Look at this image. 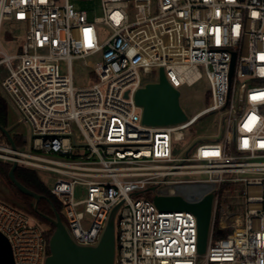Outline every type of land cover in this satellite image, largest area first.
Segmentation results:
<instances>
[{
    "label": "built area",
    "instance_id": "obj_1",
    "mask_svg": "<svg viewBox=\"0 0 264 264\" xmlns=\"http://www.w3.org/2000/svg\"><path fill=\"white\" fill-rule=\"evenodd\" d=\"M102 4L103 15L91 20L72 0H0V27L4 19L27 26L17 53L0 50V64L9 68L2 85L33 136L30 151L4 137L0 157L60 175L50 191L78 244L96 245L122 202L114 264H264V0ZM100 23L111 28L102 41ZM96 53L94 83L77 87L71 59ZM160 67L178 89L206 75L210 104L180 123H144L135 94L158 80L149 75L159 76ZM215 112L220 130L190 147L188 129ZM78 183L86 187L82 199ZM208 193L209 242L201 254L196 213L160 209L154 198L195 203ZM0 231L15 264H45L46 228L2 198Z\"/></svg>",
    "mask_w": 264,
    "mask_h": 264
},
{
    "label": "water",
    "instance_id": "obj_2",
    "mask_svg": "<svg viewBox=\"0 0 264 264\" xmlns=\"http://www.w3.org/2000/svg\"><path fill=\"white\" fill-rule=\"evenodd\" d=\"M181 91L168 80L164 67L159 68L156 81H149L138 88L135 94L137 104L143 107V122L150 125H168L186 121L188 114L181 104ZM0 130L5 134L14 149L17 148L14 136L4 125ZM18 163L12 162L9 171L11 181L23 193L35 198L34 207L43 194L21 183L15 175ZM213 193H208L198 202L190 203L181 196H155L154 201L160 209H191L198 217V252L205 253L209 242V231L213 206ZM122 202L110 212L105 229L96 245H81L75 242L67 223L59 211L55 216L44 214L55 225L49 239L50 253L45 264H114L116 255V214ZM0 264H15L13 249L9 239L0 231Z\"/></svg>",
    "mask_w": 264,
    "mask_h": 264
},
{
    "label": "rangeland",
    "instance_id": "obj_3",
    "mask_svg": "<svg viewBox=\"0 0 264 264\" xmlns=\"http://www.w3.org/2000/svg\"><path fill=\"white\" fill-rule=\"evenodd\" d=\"M77 9H85L88 12L89 18L93 20L97 16H101L104 13L102 0H72ZM100 39L104 40L109 33L111 28L105 23H100L97 25ZM27 26L23 21H17L14 19H4L0 27V50H5L9 54L17 53L20 46L24 41L26 35ZM101 61V54L96 53L89 55L84 58H73L71 59L72 75L74 84L77 87L88 86L95 81V67ZM18 59L13 60V65L16 67L18 64ZM61 72H68V60L62 59L60 61ZM9 74L8 66L3 63L0 64V98H2L6 105V122L7 128L11 131L15 140L19 145H23L25 150L30 151L32 147V129L31 125L22 120V113L20 112L18 106L15 104L14 100L6 92L2 85L3 79ZM157 72H153L149 75V78L157 79ZM181 91V104L184 110L189 116L196 114L197 112L206 108L211 102V90L210 83L206 77L203 75L200 79L192 84H183L180 86ZM222 117L219 113H209L201 117L196 123H194L187 133V138L190 141V147L197 143L201 139H210L219 130L221 126ZM73 130L78 138V140H83L80 130L73 124ZM26 138L24 141L23 138ZM6 138V137H5ZM0 141H4L2 136V131L0 130ZM50 156L57 157L54 154ZM0 160L13 162L5 158ZM36 170V169H35ZM42 181L49 187V189L54 185L55 179L60 175L51 171L37 170ZM76 198L82 199L86 195V187L82 184L75 185ZM0 198L6 200L14 206H17L23 210L22 199L17 193L16 189L10 184L8 179L0 173ZM62 213L65 215V211L62 208ZM32 215V214H31ZM35 217V216H34ZM36 218V217H35ZM37 219V218H36ZM89 216L85 223H88ZM44 228L48 229L50 226L46 223L41 222L37 219ZM234 222L238 219H234ZM85 224V225H86ZM229 228L227 232L231 231ZM222 237L221 235H216V239Z\"/></svg>",
    "mask_w": 264,
    "mask_h": 264
},
{
    "label": "trees",
    "instance_id": "obj_4",
    "mask_svg": "<svg viewBox=\"0 0 264 264\" xmlns=\"http://www.w3.org/2000/svg\"><path fill=\"white\" fill-rule=\"evenodd\" d=\"M0 124L7 126L6 122V105L2 98H0ZM2 136L6 137L2 132ZM12 167V163L8 161L0 160V173L3 174L10 184L16 189L17 193L22 199V205L28 213L35 216L41 222L46 223L50 228L46 229V237L49 241L50 236L52 235L55 225L50 222L48 218L44 216L47 214L49 216H55V210L59 211L62 216V219L67 222L65 215L62 213V204L61 201L50 191L49 187L42 181L37 170L25 166L18 165L15 169L16 178L26 185L27 187L37 191L40 194H43V197L38 202V210L35 209V198L33 196L27 195L19 190V188L11 181L9 176V171ZM228 229L224 231H217L216 235L225 236Z\"/></svg>",
    "mask_w": 264,
    "mask_h": 264
},
{
    "label": "crops",
    "instance_id": "obj_5",
    "mask_svg": "<svg viewBox=\"0 0 264 264\" xmlns=\"http://www.w3.org/2000/svg\"><path fill=\"white\" fill-rule=\"evenodd\" d=\"M19 50V49H18Z\"/></svg>",
    "mask_w": 264,
    "mask_h": 264
}]
</instances>
